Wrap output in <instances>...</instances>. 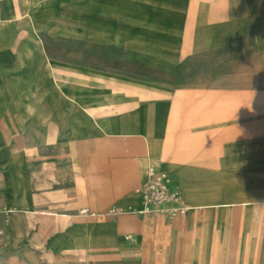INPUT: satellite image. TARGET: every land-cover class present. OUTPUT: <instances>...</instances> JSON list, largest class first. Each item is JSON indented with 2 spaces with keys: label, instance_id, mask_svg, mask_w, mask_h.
Listing matches in <instances>:
<instances>
[{
  "label": "crops",
  "instance_id": "1",
  "mask_svg": "<svg viewBox=\"0 0 264 264\" xmlns=\"http://www.w3.org/2000/svg\"><path fill=\"white\" fill-rule=\"evenodd\" d=\"M111 136L146 150L134 190L153 165L189 210L124 195L54 264H264V0H0V264H46L13 215L63 212L35 180Z\"/></svg>",
  "mask_w": 264,
  "mask_h": 264
},
{
  "label": "rangeland",
  "instance_id": "2",
  "mask_svg": "<svg viewBox=\"0 0 264 264\" xmlns=\"http://www.w3.org/2000/svg\"><path fill=\"white\" fill-rule=\"evenodd\" d=\"M79 135H84V133ZM84 151L77 150L76 152L75 150L71 157H84L86 156ZM145 154L146 150L142 149L138 143L124 142L111 136L107 147L102 149L100 144L97 149L93 150V165L74 163L52 165L51 172L46 175L44 183L41 180H35V190L42 186L46 188V205L60 206L63 212L27 215L15 213L13 220L15 222L25 220L45 222V254L42 252L41 254L45 255L46 264H54V261L59 259L57 255L60 253L57 254L54 251L55 244L68 248L86 244V238L91 236L87 233L97 231L91 229L92 223L113 220L120 214L122 208L118 205V200L124 195L134 194L135 176L139 170L138 161ZM73 160L75 162L78 159ZM87 168H90V173L91 169L93 170L92 173L95 176L93 180H86ZM103 169L108 178L104 181L101 179ZM113 206L118 209L117 212L106 214ZM82 208H89L90 212L95 213L96 216L81 214ZM71 224L75 226L72 229L69 227ZM12 231L17 232L19 229ZM27 231L35 232L33 236L30 233L31 241L41 240V237H38V229ZM59 238L61 240H58ZM62 258L65 259L64 256ZM6 263L25 264L24 261H17L16 258Z\"/></svg>",
  "mask_w": 264,
  "mask_h": 264
},
{
  "label": "built area",
  "instance_id": "3",
  "mask_svg": "<svg viewBox=\"0 0 264 264\" xmlns=\"http://www.w3.org/2000/svg\"><path fill=\"white\" fill-rule=\"evenodd\" d=\"M134 192L141 198L142 213L176 216L184 215L189 210V207L181 205V194L170 187L168 174L153 165L148 167L146 180L139 184ZM170 204L172 205L169 206ZM117 210L113 206L106 214H114ZM81 214L96 216L87 208L82 209ZM127 238L131 239L130 236Z\"/></svg>",
  "mask_w": 264,
  "mask_h": 264
}]
</instances>
